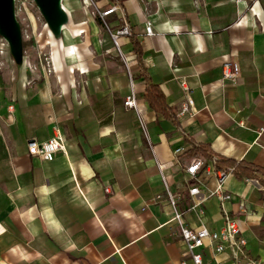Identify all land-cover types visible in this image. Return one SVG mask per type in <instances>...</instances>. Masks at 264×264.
<instances>
[{
  "label": "crops",
  "instance_id": "0c3cea01",
  "mask_svg": "<svg viewBox=\"0 0 264 264\" xmlns=\"http://www.w3.org/2000/svg\"><path fill=\"white\" fill-rule=\"evenodd\" d=\"M73 4L62 2L68 22L58 36L33 23L36 61L26 50L21 65L10 54L1 61L0 264H181L187 247L172 208L151 204L166 192L163 176L185 224L214 231L224 224L219 198H207L216 176L204 169L196 182L187 167L221 159L264 171V0L102 3L120 7L111 30L131 27L120 41L131 75L110 32L88 10L76 18ZM41 53L52 58L50 75ZM226 62L241 66L237 85L222 79ZM149 85L164 95L157 108ZM133 93L137 110L125 107ZM188 96L194 118L180 116ZM57 131L66 151L53 162L29 153ZM252 176L227 180L226 207L264 264V172ZM200 200L204 216L192 209ZM204 255L205 264H232L229 252Z\"/></svg>",
  "mask_w": 264,
  "mask_h": 264
},
{
  "label": "built area",
  "instance_id": "2783aa9c",
  "mask_svg": "<svg viewBox=\"0 0 264 264\" xmlns=\"http://www.w3.org/2000/svg\"><path fill=\"white\" fill-rule=\"evenodd\" d=\"M83 6L86 9L96 8L97 11H92V15L96 17L97 15L101 17L103 23L105 24L107 30L110 32L111 39L114 43L119 56L124 59L127 71L131 75V68L128 65V60L124 58L123 52L121 50L120 41L124 37L132 36L131 27L127 22L122 23V25L116 30H111L106 23L107 17L119 11L120 7L115 5L107 10H100L97 8V3L95 0H81ZM242 0H237L241 2ZM15 4V15L20 25H25L24 30L25 38L24 41H29L30 43L34 41V25L29 16V8L36 9L37 5L34 0H14ZM38 21L42 22V18H37ZM146 33L148 36L154 35V30L152 24L149 22L146 27ZM8 46V42L2 37L0 40V54L4 55V49ZM40 65L43 66L47 74L53 73V63L52 58L46 54L39 56ZM4 64L1 62L0 66ZM31 69H36L31 67ZM241 78V66L237 62H226L222 67V79L233 85H237ZM125 107L128 109L137 110V103L135 100L134 93L127 98L125 101ZM10 109L13 110V107ZM197 115V110L194 107L193 99L188 96L187 101L183 105L180 116H188L189 118H194ZM141 126L145 131V125L141 120ZM66 151V137L60 131L56 132V135L44 143L31 142L29 144V153L41 159L44 162H53L58 153ZM180 150L177 151L179 153ZM217 160H213L211 165L205 168V162L202 159H195L190 166L187 167L186 172L192 178L193 181L199 180V174L201 171L206 169L208 173L216 176L217 187L214 191L208 192L207 198L217 197L220 200L221 212L224 219V224L219 230H210L203 226L200 229L189 228L184 221V214L178 207V198L171 191L170 187L166 183V179L163 176V181L166 187V192L164 195H159L151 201V204H159L163 201H167L173 211L172 221L177 223L180 236L187 247L186 256L188 259L184 260L181 264H205L204 251L209 249L213 258L229 252L231 255L232 264H263L260 261H256L250 257L248 250L247 239L242 235V231L238 220H236L231 212L227 209L226 203L232 201L233 196L231 193L226 191L227 180L234 175L233 169H223L217 170L215 163ZM109 191V190H108ZM190 194L193 198H196L201 194V189L199 186L191 188ZM204 200L195 201L192 209H201ZM200 215L204 216L205 211L200 210ZM245 212V211H243Z\"/></svg>",
  "mask_w": 264,
  "mask_h": 264
},
{
  "label": "water",
  "instance_id": "95a60500",
  "mask_svg": "<svg viewBox=\"0 0 264 264\" xmlns=\"http://www.w3.org/2000/svg\"><path fill=\"white\" fill-rule=\"evenodd\" d=\"M52 32L58 36L68 22L63 9V0H34ZM0 35L11 46V53L17 64L24 61V46L20 24L15 15L14 0H0Z\"/></svg>",
  "mask_w": 264,
  "mask_h": 264
},
{
  "label": "trees",
  "instance_id": "16d2710c",
  "mask_svg": "<svg viewBox=\"0 0 264 264\" xmlns=\"http://www.w3.org/2000/svg\"><path fill=\"white\" fill-rule=\"evenodd\" d=\"M115 20H117V18H116V14L114 13V15L112 14L109 17H107L106 23L110 27V23ZM23 46L25 48L27 44L23 43ZM135 54H136L138 61H142V54H141L140 48L138 49V47H135ZM146 98L148 99L152 107L157 108L158 106H160L159 101L163 100L164 95L158 86L149 85L146 90ZM224 163H228V161L221 160V159L217 160L215 163L216 169L218 170L233 169L234 175H236L238 178H243L244 176H248L250 179H253L252 175L255 172H264L261 169H255V168H252L251 166H244L242 164H234V166H232L231 168H225V167H222Z\"/></svg>",
  "mask_w": 264,
  "mask_h": 264
},
{
  "label": "rangeland",
  "instance_id": "374dc122",
  "mask_svg": "<svg viewBox=\"0 0 264 264\" xmlns=\"http://www.w3.org/2000/svg\"><path fill=\"white\" fill-rule=\"evenodd\" d=\"M69 2H72V3H74L73 4V6H75V8L77 9V10H79V11H77L76 12V14H75V17L77 18V17H79L80 15H83V11H82V9H84V10H88L89 11V13H91L92 11H97L96 10V8H91V9H86V8H84V6H83V4H82V1L81 0H69ZM95 2H98L97 3V8H99L100 10H103L104 11V5H102V3H107V2H109V0H95ZM29 16H30V18H31V20H32V22L35 24H37L38 26H40V27H42L41 26V22L40 21H38L37 20V18H42L45 22H46V20H45V18H44V16L42 15V13H40L38 10H36V9H32V8H29ZM96 19H97V21H98V23L102 26V28L105 30V31H107V28H106V26H105V24L103 23V21L101 20L102 18L101 17H99L98 15L95 17ZM20 27H21V31H22V37H23V43H26L27 44V46L24 48V50H26L27 51V53L31 56V59H32V61H36V58H37V54L34 52V50H33V48L31 47L32 45L30 44V42L29 41H27V42H25L24 41V39H26L25 38V35L26 34H24V30L26 29V26L25 25H20ZM40 29V28H39ZM39 31V30H38ZM2 39V36L0 35V40ZM4 49V55H2V54H0V63H1V61L2 60H4L7 56H9V54H10V56H12V53H11V51H12V49H11V46L8 44V46L7 47H5V48H3ZM47 55V54H46ZM49 56V55H48ZM13 57V56H12ZM13 59H14V57H13ZM15 60V59H14ZM2 68V67H1ZM2 70H4V69H2ZM1 69H0V72H3Z\"/></svg>",
  "mask_w": 264,
  "mask_h": 264
}]
</instances>
